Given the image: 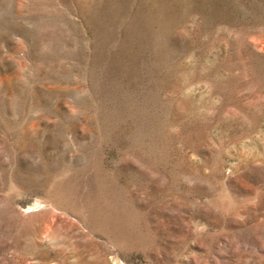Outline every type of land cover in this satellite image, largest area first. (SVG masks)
<instances>
[{"label":"rangeland","instance_id":"obj_1","mask_svg":"<svg viewBox=\"0 0 264 264\" xmlns=\"http://www.w3.org/2000/svg\"><path fill=\"white\" fill-rule=\"evenodd\" d=\"M0 264H264V0H0Z\"/></svg>","mask_w":264,"mask_h":264}]
</instances>
